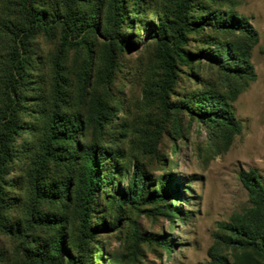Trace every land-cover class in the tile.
<instances>
[{
  "label": "rangeland",
  "instance_id": "obj_1",
  "mask_svg": "<svg viewBox=\"0 0 264 264\" xmlns=\"http://www.w3.org/2000/svg\"><path fill=\"white\" fill-rule=\"evenodd\" d=\"M18 1L0 0V28L5 24L12 29L19 22ZM90 1L93 4L96 0ZM106 1L100 0L97 11L101 25H105ZM138 1L140 4L134 9V0H125L122 34L130 41V46L118 52L113 74L105 70L102 50L106 39L100 32L87 39L92 55L86 44L63 49L60 29L41 34L30 42L33 61L27 70L29 83L23 88L24 99L19 107L20 128L12 145L9 172L0 179L5 196L11 202L6 215L15 227L22 228L32 218L29 173L40 152L47 117L56 107L52 82L54 69L59 64L65 69L61 91L67 101L58 102L64 104L63 112H83L84 115L92 94L100 96L113 111L104 141L107 152L118 153L114 162L121 169H115V180L120 183L111 182L110 187L99 190L92 221L97 226H103L104 221L109 226L117 224L118 228L108 230L104 225V230L95 236L92 264H110L114 260L119 264H213L217 256L232 264L237 257L244 256L245 251L225 243L226 227L250 206L241 173L254 170L264 183V0L193 1L195 19L206 9L210 15L206 14L208 23L212 24L220 23L227 13L237 19L244 17L251 27L247 28L258 37L254 38L249 31H218L210 26L190 33L184 51L190 54L191 62L176 59V82L167 107L160 96L165 63L154 32L162 18L170 15L168 12L175 1ZM61 2L42 0L49 13L60 8ZM80 12L88 13L90 7L84 6ZM3 39L0 30V66L9 55ZM233 44L249 54L254 79L233 77L213 59L219 46ZM91 56L92 67L86 72ZM2 90L0 76V93ZM221 101L229 104L241 126L240 132L234 133L222 125L211 130L195 115ZM92 139L91 128L86 140ZM122 160L130 161L129 170L122 169ZM134 165L144 171L146 199L154 192L159 196L163 194L157 189L161 176L171 180V192L180 191L179 198L167 199V203H174L181 210L173 222L156 208L159 204L149 202L137 204L138 209L127 205L117 214L120 196L113 206L112 197L116 191L127 189L129 183L121 177L125 174L130 179ZM68 172L65 167L53 165L51 168L52 176L59 180H66ZM71 182L72 188L75 187L74 179ZM72 201V198L67 201L70 204L67 208L64 203L48 201L37 206L42 215H55L57 219L65 216L69 221L70 238L75 237L79 226ZM29 233L30 241L36 240L32 247L44 245L50 236L49 231L38 224H33ZM151 239H167L175 247L170 254ZM69 250L75 255V250ZM23 253L21 239L0 237V264H26ZM249 259L241 258L245 264L251 263Z\"/></svg>",
  "mask_w": 264,
  "mask_h": 264
},
{
  "label": "trees",
  "instance_id": "obj_2",
  "mask_svg": "<svg viewBox=\"0 0 264 264\" xmlns=\"http://www.w3.org/2000/svg\"><path fill=\"white\" fill-rule=\"evenodd\" d=\"M173 1H175L173 9L168 12L170 15L162 18L159 28L154 32L159 54L165 63V79L160 92L165 107L169 103L170 92L176 82V59L185 63L190 61V54L184 51V45L190 33L202 31L210 26L218 31H249L254 38L258 37L255 31L247 28L251 29L244 17L237 19L227 13L220 23L212 24L208 23L209 10L207 9L201 13L199 19L194 18L197 14L193 10L194 0ZM99 4L100 0H96L93 4L90 0H62L61 7L55 6L57 10L49 13L42 0H19L16 5L19 22L12 29H8L5 24L1 25V34L5 37L2 44L9 49V55L0 66V76L3 78V90L0 93V179L9 172L13 155L12 145L20 128L19 107L24 99L23 88L29 83L27 70L32 66L33 61L30 42L41 34L54 33L55 30L60 29L62 48L74 49L79 45L88 46L87 39L96 37L100 32L106 39L102 59L109 75L115 71L118 52H122L125 46H130V41H127L122 34L126 13L125 0H107L104 3L107 8L105 25H101L97 20ZM139 4L138 0H134V9ZM84 6H89L90 12L81 13L80 8ZM87 48L92 55L90 46ZM217 52V56L213 59L226 73L236 78L251 80L255 78L254 66L250 62L247 51L233 44L219 46ZM224 61L225 65H223ZM87 64L86 72L92 67V56L87 60ZM64 70L59 64L54 69L52 87L56 107L47 117L40 152L32 162L29 173V198L33 203V212L32 218L28 219L27 225L23 228L15 227V223L11 222L12 220L6 215L11 202L0 185V237L8 235L22 240L26 264H92V243L95 236L104 230V225L108 230L118 228L117 224L109 226L104 221L103 226H97L92 221L99 190L110 187L111 182L120 183L115 180V169H121V166H115L114 162L118 153L107 152L104 141L105 129L112 120L113 111L100 96L92 94L84 115L83 112L74 114L63 112L64 104L60 105L58 102L67 101L64 98L66 95L61 91ZM224 102L208 105L195 115L204 126L211 130L222 125L238 133L241 126L236 121L229 104ZM191 112L194 113L192 109ZM91 128L94 131V139L89 141L86 140L87 131ZM227 134L224 133L225 136ZM122 161L124 164L122 169L129 170L130 161ZM53 165L67 168L68 178L55 179L51 173ZM121 178H126L129 184L125 191H116L112 197L111 205L113 206L116 198L120 196L117 214L122 213L127 205L138 209L137 204L147 202L159 204L156 208L160 209L161 214L170 218L172 222L175 216L180 214L179 207H176L174 203H167L168 198L181 196L179 190L172 192L169 190L170 179L165 176L158 178L160 186L157 189L163 194L159 196L156 192L148 193L150 198L146 199L145 174L139 166L134 165V172L130 179L125 174ZM71 179L75 181L73 188ZM241 180L248 191L250 206L226 227L225 243L237 250H244V256L250 258V264H261L264 261V183L254 170L242 172ZM71 198L79 224L74 232V238L68 237L69 221L65 216L61 215L57 219L55 215L46 213L42 215L37 210V206L45 201L64 203L67 208L70 205L67 201ZM33 224H38L49 231L50 236L44 245L38 244L32 247L36 240L30 241L29 228ZM151 240L170 254L175 247L167 239ZM69 248L76 251V256ZM1 256L0 254V258ZM241 258L237 257L232 264H245ZM215 259L213 264H231L218 256ZM110 264H119V262L114 260Z\"/></svg>",
  "mask_w": 264,
  "mask_h": 264
}]
</instances>
